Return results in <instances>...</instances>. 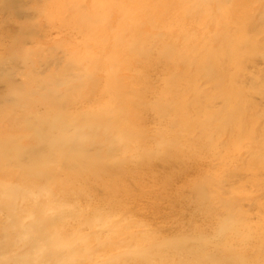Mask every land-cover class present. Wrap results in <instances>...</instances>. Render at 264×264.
<instances>
[{"label":"bare ground","instance_id":"6f19581e","mask_svg":"<svg viewBox=\"0 0 264 264\" xmlns=\"http://www.w3.org/2000/svg\"><path fill=\"white\" fill-rule=\"evenodd\" d=\"M58 4L71 25L0 45V264H264V0L29 8ZM158 179L194 197L168 237L119 236L100 203L66 226L73 194Z\"/></svg>","mask_w":264,"mask_h":264},{"label":"rangeland","instance_id":"374dc122","mask_svg":"<svg viewBox=\"0 0 264 264\" xmlns=\"http://www.w3.org/2000/svg\"><path fill=\"white\" fill-rule=\"evenodd\" d=\"M12 1L13 3L7 2L3 5V8H0V34L2 35V33L6 31L4 36L0 39V45H9L10 38L14 36L16 38L21 35L18 32L14 33L13 30H15L17 24H14L13 21L18 22L24 20L25 23H23V25L25 28L30 29V31L35 33V37H38L45 28H48L47 25H51L53 28L61 25L63 22H67V25H71L72 21L75 20L74 17L78 16L73 4H58L53 8L46 7L44 12L36 13L32 12L29 8V3L35 0ZM17 2H21L22 5L16 6L14 3ZM16 9H20V12H18L19 14L13 15L12 12H17ZM22 12L26 13L22 14ZM6 38L9 39L3 42ZM167 161L171 160L167 159L166 162ZM121 182L127 186L119 188L121 184L116 182L114 183L115 189H112L113 191L109 189L99 196H96L97 194L92 196L91 191L83 195L81 192L73 194L71 198H74L76 201V208L81 214L78 216H81V219L77 220L76 217L78 216H72L68 218L69 221L66 226L72 223L74 226L73 230L85 227L82 221L83 219L85 220V216L89 212V206L93 203L102 204L105 208L103 210L109 213L110 218L118 221V223L122 225V227L116 228V234L119 236L129 234L132 230H137V228H155L166 238L168 237L166 233L174 227L179 226V228H183L188 225L186 212L187 210L189 211L190 208L189 205L187 208L186 203L190 201L189 198L194 199L188 189L180 192L182 194L181 196L180 193L175 194L173 192L174 188H170L174 186L175 181L158 179L147 183L130 180H122ZM144 184L148 187H144ZM197 198L198 197L195 196V199ZM171 204L178 205L180 209H175L177 206L172 207ZM152 205H156L158 208H154ZM199 216L200 215L196 213L195 220L200 224V221H198L200 219ZM65 221H67V219L61 220L63 227ZM179 233L180 231L178 234ZM171 239H173V237L169 236V240ZM179 240L182 246L187 244L183 242V239ZM112 241L118 242L116 236ZM178 243L177 248H179V250L176 261L182 260V255H188L186 250L180 249V246L178 247ZM113 252H117V249L115 248ZM118 264H138V262L133 260L132 262H128L122 259Z\"/></svg>","mask_w":264,"mask_h":264}]
</instances>
